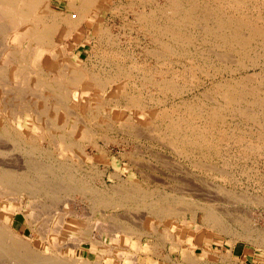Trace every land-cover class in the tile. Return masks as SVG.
<instances>
[{"label":"bare ground","instance_id":"6f19581e","mask_svg":"<svg viewBox=\"0 0 264 264\" xmlns=\"http://www.w3.org/2000/svg\"><path fill=\"white\" fill-rule=\"evenodd\" d=\"M118 18L121 20V30H126L127 35L130 36L128 40L129 38L135 39L136 42L137 38L147 40L144 44H139L140 39L137 42L140 46L139 55L135 53L136 56L133 51L126 50V47L130 45L124 47L120 42L122 41L119 38L120 35L118 36L116 32L112 33L110 21L114 23ZM0 19L6 20L5 24H0V32L4 38L12 36L18 41L22 36L32 42L23 48L22 60L31 46H33L31 53L35 52L38 45L50 49L51 56L46 58L44 63L48 71H45L44 67L36 70L34 76V86L35 89L37 88L35 91L40 94H36V97L44 104L46 100L47 108L49 98L54 99L55 102L52 105L54 113L64 110L67 115L71 114L74 118L69 135L63 132L51 133L48 130L49 142L61 147L58 154L56 153L59 157L50 156L51 148L43 143L35 147L27 140H17L16 134L10 129L8 123H2L0 134L10 137L15 141L14 144L20 141L18 143H21V146L17 143L20 148L18 152L22 151L26 159H23L21 163L20 157H16L20 159H17V162L13 160V157L10 158L11 163H0V203H4L7 199L18 200L20 195L43 200V202L47 200L53 206L64 199L63 202L76 200L79 203L87 202L92 210L104 209L100 210V216L96 217L99 223L104 224L103 221L109 219L113 221L114 226L109 224L111 228L109 226L107 229L111 230L105 233L109 237L111 231L137 237L142 233V229L140 230L138 223H135L136 226L124 216L117 215L118 212L114 214L107 212L106 209L144 210L145 216L151 218L148 224L155 220L159 223L163 220L176 221L178 216H184L185 211L190 212L194 217L199 211V220L204 226L215 229L220 234L236 235L237 239L245 238L251 242L264 244V234L253 229V223L250 226L252 220L244 216V213L242 216L236 215L230 218L240 223L241 227H237L241 228V231H238L235 230L234 225L232 226L234 222L231 224L224 211L216 208L210 200L199 201L189 197L190 194L186 196L178 190L169 192L159 187L157 189V185L154 188L146 187L144 179L140 181H137V178L130 180L123 177L121 179L117 177V173L115 174L116 182L113 183L114 185L111 182V187L103 184L95 185L93 183L96 179L98 180L97 177L101 176V173L94 164H91L94 168L80 169L75 161L72 162L71 156H69L71 162L69 158H66L67 156H63L64 151L77 149L87 157L88 161V158L92 156L85 154L82 142L92 143V147L101 152L102 143L97 142L98 139L109 142L105 132L116 125L127 136L135 140L143 137L152 142L154 140L167 148V151L188 159L195 169L197 167L205 171L204 173L221 176L219 178H223L224 181H232L235 177L231 175V172L220 168L218 166L220 164L216 165L218 160L223 161L222 167L228 165L230 163L228 160L233 161L234 158L245 161L243 168L240 167L242 163L238 162L239 167L242 168L243 173L249 174L246 161L264 159V0H0ZM82 22L85 25L81 27ZM113 23L112 25H115ZM132 32L137 33L136 37L132 36L134 35ZM118 34L122 35V32ZM55 35L59 38L71 36L78 40L79 43L70 44L69 48H75L80 44V40L84 39L88 57L82 60V64L80 60L74 61L71 57L61 59L58 53L52 51L55 48V42L52 39ZM11 54L8 52L7 56L11 58ZM13 60L17 61L14 57ZM156 74L160 77L156 78ZM19 76L20 81L26 77ZM138 81H141V84H149L152 92L147 91L146 88L147 93L144 94L136 85ZM72 89L88 91L94 99L91 110L85 117H80L76 111L79 108L77 103L81 97L80 92L72 95L73 97H68ZM157 92L160 94L165 92L167 98L168 95L179 96L180 100L166 104V97H161L159 94L156 96ZM189 92H193L192 97H185L184 93ZM68 100H72L75 111L65 110ZM102 107L107 110L100 111ZM111 108L118 110L117 113L115 112V117L111 116ZM22 109L28 112L31 110L26 106H22ZM31 112L34 113V120H40L36 123L37 129L41 126L45 127V130L48 128L55 130V124L46 122L44 125L42 116L37 110L32 108ZM100 115L105 122H100ZM133 116L138 120H133ZM19 117H23L22 113ZM143 125L147 126L146 133L142 130ZM79 129L83 136L75 140L72 135ZM28 133L29 136L37 137L31 132ZM32 137L30 140H33ZM1 146L2 144L0 148L3 147ZM135 146L131 148H136ZM133 149V152L130 150L128 154L131 153L134 156L138 153L136 149L137 152ZM161 157L163 158V155ZM257 177L260 178L259 175ZM215 187L221 191V194L223 192L224 195L240 201L245 199L253 204L264 203V199L262 200L260 196L249 197L250 194L246 196L245 192L241 195L233 190L234 188L229 189L223 185ZM32 206L35 208V204ZM74 207H70L66 214L71 213L70 215L75 219L73 225H76L75 229L80 234L79 240L88 237L93 244L94 240L86 230L85 220L77 218L79 213H75L76 207ZM13 209L14 206L10 205L7 210ZM55 209L66 210L64 206L61 208L59 205ZM93 212L90 210L88 215ZM34 215L36 216L37 212ZM25 218L27 219V216ZM91 223L93 224L92 221ZM8 230L3 225V219H0V257H5L10 263H73L63 257H53L35 251L26 243L27 241L15 239ZM154 230L156 232V229ZM40 232L43 233V231ZM165 234L159 233L158 240H152L151 244L146 246V250L163 257L164 260L168 258L162 250L163 241L170 235ZM97 237L95 238H101ZM98 243L100 246L103 245L102 240ZM135 243L139 245L137 241ZM77 245L73 243L71 247L76 248ZM85 263L92 264L90 262L81 264ZM175 263L178 264L177 261ZM175 263L168 262V264ZM95 264L98 263L95 262Z\"/></svg>","mask_w":264,"mask_h":264},{"label":"rangeland","instance_id":"374dc122","mask_svg":"<svg viewBox=\"0 0 264 264\" xmlns=\"http://www.w3.org/2000/svg\"><path fill=\"white\" fill-rule=\"evenodd\" d=\"M5 22H6L5 19L4 20L0 19V24H5ZM112 23L113 22L110 21V27H112L111 31H113L112 33L114 34L116 32L118 36L120 35L119 38L120 40H122L120 41L121 44L124 47L130 45L128 46V48L126 47V50H128L129 52L133 51L134 55L137 56V54L139 53V47H140L139 45H137L138 44L137 42L140 39L139 44H144L147 42V40L145 38L144 39L137 38L136 39L138 40L137 42L133 38H129L128 40L129 35H127L128 34L127 31L121 30V26H120L121 20H119L118 18L114 21L115 25H112ZM84 25L85 23L82 22L81 27ZM117 25L120 27H118ZM121 32H122V35L118 34ZM123 32H125L124 33L125 35L123 34ZM17 34L20 35V33H17ZM132 34H134L132 36H135V37L137 35L136 32H132ZM55 36L52 38L53 41L55 42V45H54L55 48H53L52 51L54 50V52L58 53L61 59H63L64 57H69V58L71 57L72 60L74 61L80 60L82 64L84 59L88 57L89 53H87L88 51L85 46L86 42L84 39L80 40V44L76 46L75 48L73 47L69 48L70 44L79 43L78 40H75L71 36H67L68 38L67 37L59 38L58 35H55ZM23 38L21 36V38L18 41L15 40L12 36L10 37L8 36L7 38H4L2 33L0 32V41H1L0 42V49H1V52H0V63H1L0 64V129L2 127V123H8V125L10 126V129L16 134L15 137L17 140L18 139L27 140L29 144L35 147H39L41 143H43L48 148H51L49 150L50 156L52 155V157H54V155H56L57 157H59L57 154L59 152L58 150L61 147L59 145L54 146L51 142H49L50 133L48 132V130L51 133H53L54 131L57 134L60 132L61 133L63 132V134L69 135L72 129V123L74 121V118L71 116L70 113L72 111H75V108H74V105H72V100L71 101L68 100L67 101L68 105L65 106V110L71 111L69 112L70 115H67L64 110L62 112L54 113L52 110V105H54V102H55L54 99L52 98H49L50 100L47 99L49 100L48 105L49 107L51 106L50 108L45 107L46 100L44 104L43 101L37 99L36 94L37 95H40V94L38 91H35L37 88L35 89V86H34V83H35L34 76H35L36 70L43 69L44 67H45V71H48V68H46L44 63H45V59L51 56L52 52L50 51V49H45V48H42V46L38 45V47L35 49V52L31 53V49H33V46H31L29 47L30 49H28V53L23 55V60H22L21 52L23 51V48L27 46L29 42H31L30 39L27 40L25 37ZM126 40H128V44L125 43L127 42ZM130 41L132 42V44ZM3 44H4V47H3ZM37 51H40L41 53H38ZM8 52L12 53L10 55L11 58L7 56ZM84 54H85V57H84ZM13 57L16 58L17 61H14ZM27 62L29 66L28 68H27ZM29 73H31V75H29ZM19 75H21V78L23 76H26V75L27 76L25 77V79H21L22 81H20ZM159 77L160 75L157 76L156 74V78H159ZM178 81L180 82V80ZM136 85L142 90L144 94H146L147 91L152 92L151 86L147 83L141 84V81H138ZM78 92H80L81 97L79 99V103H77V107L79 108L76 111H78L77 114L80 117H85L87 112L91 110V106L93 105L94 99L92 98V95L88 93V91L82 92V91H78L75 89H72L69 92L68 97H73ZM193 92H196V91H193ZM193 92L184 93V96L185 97L189 96L190 98L192 97L191 93ZM155 94L156 96L159 94L161 97L163 96L166 97L165 98L166 104H169L173 101L177 102L180 100L179 96H173V95H168V98H167V96H165V92H162V94H160V92H157ZM195 100L197 101V99ZM22 106H26L28 109H31V110L32 108L37 110L39 114L42 116V121L44 122V125L46 124V122L55 124L56 125L55 130L53 128H48L47 130H45V127H41V126H39L37 129L36 123H38L40 120L39 121L34 120L33 118L34 113H32L31 110L29 111L30 113L27 110L24 111L22 109ZM104 110H107V108L102 107L100 109V111H104ZM117 111L111 108V112H110L111 116L115 117V114L117 113ZM19 112L22 113L23 115L22 118L19 117V114H20ZM130 112L131 111H129V113ZM136 118L133 116V120H138ZM99 119H101L100 122H105V120L102 119L101 115ZM62 124H63L62 126L63 128L61 127ZM142 130H144V132L146 133L147 126L143 125ZM28 132H31V134L37 135V137L35 138L32 136H29ZM76 132L77 133L72 135V137L74 136L73 138L75 140L81 139L83 136L81 130L79 129ZM105 133H106V138H108L110 141H114V140L116 141L106 142V140L104 141V139L103 140L98 139L97 142L102 143L101 149H103L102 150L103 152L102 151L99 152L95 147H92V143L90 142H86V141L82 142L84 146L83 150L85 154H89V155L91 154L92 156L88 158L89 159L88 161H87V157L83 156V154H81L77 149H74L73 151L67 150L63 152V156H67L66 158H69V162L72 161L69 157L71 156V158L73 159L72 162L75 161L76 166L78 165L77 167L80 169H84V168L89 169V168H94V167L98 169V171L101 173L100 174L101 176H98L97 177L98 180L96 179V182H94L93 184L95 185L103 184L107 187H111L112 185H114L113 183L116 182V178H115L116 173H117V177L121 179L123 177L124 179H130V180L137 178L138 179L137 181L144 179L145 181L144 185L146 187L154 188L157 185V189L159 187L169 192H171L172 190L174 191L178 190L179 192L184 193L186 196H189L188 194H190L189 197L191 198L193 197L195 199H198L199 201L205 202V201L210 200L211 203H214L216 208H218L220 211H224V214L229 217V221H231V224L232 222H234L232 226L234 225L233 227H235V230L241 231V228H239L241 227L240 223L238 224L237 222L230 220V218L232 219V217L234 218L236 215L242 216L244 213V216L250 217V220H252L250 222V226L253 223L252 228L256 229L257 232H261L262 234H264V203L253 204V203H249V201L245 199L243 200L241 199L240 201L234 197H229L227 195H224L223 192L221 194L220 193L221 191H218V189L215 187L217 185H223L224 187H227L229 189L234 188L233 190H235L238 193H241V195L242 193L245 192L244 194L246 196L249 194H250L249 197L260 196L263 200L264 199V159H256V160L248 159L246 161V165H248L247 170L250 171L249 174L243 173V170H242L245 161H242V160L238 161V160H235L234 158L233 161L228 160V163L229 162L230 163L222 167L223 161L218 160L217 161L218 163L216 162L217 163L216 165L220 164L218 165L220 166V168L222 169L224 168L226 171L231 172V175L235 177L232 181H224L223 178H219L221 176H218V175L214 176L215 174L212 175L207 172L204 173L205 171H202L198 169L197 167L195 169V166L191 165L192 163L188 159L187 161L186 159L179 157L173 152L167 151L168 150L167 148L156 143V141L154 140H153L154 143L152 142V140L149 141V139L145 137L135 140L131 136H127L126 134L122 133V130L120 131L119 128L116 127V125L108 129ZM0 137L3 139V140H0L3 146V147L1 146L2 148H0V153H1L0 163L2 162L9 163L11 161L10 158L12 159L13 157H14L13 160L15 161L20 157L21 160L20 159L18 160H20V162L22 163V160L26 158H24L22 151L19 150L18 152V149H20L19 146H21V143H18L20 141H16L15 143L17 145L16 146L14 144L15 141H13L10 137L3 136L2 134H0ZM30 137H32L33 140H30ZM17 143L19 144V146ZM119 143H121L122 145L121 144L118 145ZM133 145H136L135 146L136 148L134 147H133L134 149L131 148ZM14 148L16 149V151ZM132 149L133 150L136 149L138 151V153L134 154V156L131 153L128 154V152H131ZM4 150H5V153H4ZM136 150L134 152H137ZM70 152H72V154H74L75 157ZM122 152L124 154H122ZM161 155H163V158L161 157ZM160 157L162 158V160L164 159L163 160L164 162L160 159ZM235 161L237 163L241 162L242 164L241 165L239 163L236 164ZM91 164L92 165L94 164V167ZM239 165L240 167H242L241 169ZM258 175L260 178L257 177ZM144 176H146V178ZM204 179L206 180L204 181ZM111 182H112V185H111ZM184 183L185 184L187 183V184L181 185ZM182 186L185 188H183ZM187 189L190 191L189 193ZM216 189H217V192H216ZM198 192L200 195L198 194ZM193 194L194 196H192ZM66 199L68 198L66 197ZM203 199L204 200L206 199V200L204 201ZM64 200H60L58 204L56 203V205L53 206L50 201L46 200L45 202L44 200L43 202V200H35L32 198L30 199L29 197L20 195V198L18 200L7 199L5 200L4 203H0V219H3L4 227L6 229H9L8 231L10 232V234L13 235L15 239L27 241L26 243L28 245H31L32 249H34L37 252L39 251L44 255H50L53 257L58 256L59 258L63 257V259L69 260L71 262L73 261V263L75 261L74 264H81L82 262H87V263L90 262L92 264H95V262H97L98 264H105V263L106 264H163V263L168 264V262L175 263V261H177L178 264H186V263L187 264H209V263L210 264H264V246H263L264 244H258V243H255L254 241L251 242V240L248 241L245 238L237 239L238 237L236 235L229 236L228 234H225V233L220 234L217 230L210 229L209 227L204 226L203 224H201V221L199 220L200 219L199 211L195 214L196 216L194 217L193 215L190 214V212L187 213V211H185L184 216H178L176 221L172 220V222H169V220H163L161 223H159L157 220H155L154 222L152 221L151 224H148L151 218L150 216H145L144 210L131 209L130 211V210H124V209H111V208L106 209L107 212L109 211L114 214L118 212L119 214L117 215L124 216V218L127 220L129 219V221H131L132 224L138 223L137 224L139 225L138 227H140V230L142 229L141 230L142 233H140L137 236L138 239L136 235L133 236V235L125 234V233L123 234V232L118 234V233H113L112 231L109 237L105 233H107V231L109 230V228L107 229V227H109L110 225L114 226L113 221L110 219L103 221V223L106 225L105 226L104 224L99 223L100 221L98 222V219L96 218L97 216H100L99 214H101V211L104 210L103 208L100 209L101 211L97 209L92 210L87 204V202L79 203L78 200L74 202L73 201L63 202ZM33 204H35V208H33L32 206ZM10 205H13L15 210L14 209L12 211L7 210ZM49 205L50 206L52 205L51 208ZM58 205L61 208L62 206H64V209L66 210L62 211V209L61 210L58 209L59 210L58 211L57 209H55L57 208ZM70 207H74L76 211L75 213H79L77 214L78 219L80 220L83 219V221L85 220V227H86L87 232L90 234V236L93 237V240H94L93 244H91V241L88 240V237H85V239L79 240V238H81L80 234L75 229L76 225H73V222L75 221V219L72 217V215H70L71 213H69V215L66 214V212L68 213V209H70ZM90 210L91 212L92 211L94 212L88 215V213H90ZM36 212H37V215L35 216L34 214ZM227 212H230V213H227ZM249 214L250 216H248ZM79 215L81 216L80 218H79ZM90 215H92V217H89ZM25 216H27V219L25 218ZM87 216L91 219H89ZM9 217L11 219H9ZM191 217L192 219L194 218V220L190 219ZM35 218L36 220L34 221ZM90 220L93 222V224L91 223ZM97 222L99 223V225ZM103 226L105 228H103ZM154 229H156V232ZM39 230L43 231V233L40 232ZM149 231H151L152 233ZM145 232H148V233H145ZM164 232L165 233L167 232L168 234H165ZM159 233L160 234L163 233L167 236L170 234L167 237V240L163 241L164 248H162V250L165 252V257L168 258L166 260H164L163 257L154 255L150 251L146 250V246H149L152 240L153 241L158 240ZM171 235L173 237H171ZM96 236H98L97 238L99 237L101 238L96 239L95 238ZM128 236L130 237L133 236V237L129 238ZM151 237L152 239H150ZM100 239L103 242V245L101 246L98 243L99 241L101 242ZM88 241L89 243H87ZM135 241H137L139 245H136ZM178 242H179V245H178ZM249 242L252 244H250ZM73 243L75 245L78 244L77 245L78 247L76 248L71 247ZM261 245L263 247H261ZM0 264H15V263H12V262L10 263L5 257H0Z\"/></svg>","mask_w":264,"mask_h":264}]
</instances>
